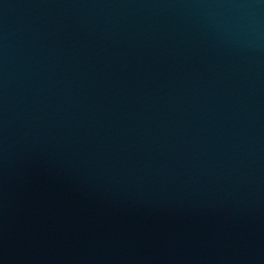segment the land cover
<instances>
[{"label": "water", "instance_id": "obj_1", "mask_svg": "<svg viewBox=\"0 0 264 264\" xmlns=\"http://www.w3.org/2000/svg\"><path fill=\"white\" fill-rule=\"evenodd\" d=\"M0 264H264V0H0Z\"/></svg>", "mask_w": 264, "mask_h": 264}]
</instances>
